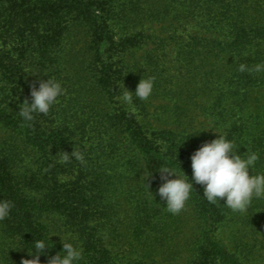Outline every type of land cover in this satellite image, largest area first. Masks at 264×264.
Wrapping results in <instances>:
<instances>
[{"label":"trees","instance_id":"obj_1","mask_svg":"<svg viewBox=\"0 0 264 264\" xmlns=\"http://www.w3.org/2000/svg\"><path fill=\"white\" fill-rule=\"evenodd\" d=\"M240 63L249 70L239 71ZM257 64H264V0H0V200L14 205L0 220V264H21L35 239L57 230L86 246L79 264H121L108 236H125L146 257L168 256L161 264H264V197L234 212L209 203L194 184L173 214L149 193L161 184L162 165L179 170L180 162L191 177V154L215 131L241 155L258 153L253 171L264 172ZM44 73L64 94L48 114L24 121L19 104ZM142 77L154 79L150 97L122 102ZM160 99L170 103L158 107ZM166 112L155 126L151 118ZM186 112L205 120L180 121ZM73 150L84 163L62 162ZM184 226L197 228L188 244L175 235ZM224 226L240 234L219 239ZM50 239L54 255L62 243Z\"/></svg>","mask_w":264,"mask_h":264},{"label":"clouds","instance_id":"obj_2","mask_svg":"<svg viewBox=\"0 0 264 264\" xmlns=\"http://www.w3.org/2000/svg\"><path fill=\"white\" fill-rule=\"evenodd\" d=\"M248 70L246 63L239 64V71ZM254 70L264 71V64H257ZM28 73L42 72L29 69ZM47 77V79H41L37 76L38 83L37 81L30 83V99L25 97L19 104L18 114L22 120H33L34 114H48L52 106L58 102V98L64 94L62 83L54 77L48 75ZM153 89L154 79L142 77L134 92L126 89L119 98L131 106L133 94L141 100H146L152 94ZM207 129H213L211 123ZM215 132L218 135L214 139L203 142L191 154V177L182 170L180 162L179 170L162 165L158 170L161 184L155 194L150 192L147 186L154 199L158 196L161 201L165 202L169 212L176 214L184 209L191 198L194 184L202 187V196L209 203L222 202L234 212H245L253 199L264 197V172L253 171L260 159L259 154L247 150L241 155L238 152L239 147L228 138L225 132ZM73 157L81 163L85 162L83 154L77 150L71 153L65 152L61 159L62 162L67 163ZM147 164L143 167L145 179L152 176L146 168ZM250 169L254 174L250 175ZM13 206L9 200H0V220L10 215ZM52 236L35 239L31 244L32 247H28V255L31 258H23L21 264H42L41 256L48 257L46 264H79L83 250L76 243L77 237L72 233H65L63 237L59 236L62 241L61 250L54 255H49L46 250L55 248V244L50 239Z\"/></svg>","mask_w":264,"mask_h":264},{"label":"rangeland","instance_id":"obj_3","mask_svg":"<svg viewBox=\"0 0 264 264\" xmlns=\"http://www.w3.org/2000/svg\"><path fill=\"white\" fill-rule=\"evenodd\" d=\"M148 27L151 26V23L147 24ZM171 52L174 51V49L170 50ZM170 102L169 100H158L156 102V106H161V105H168ZM168 116L169 114L166 112V114L162 115L160 117V119L156 116H153L151 118L152 123L155 126H160L162 124H164L166 122V120H168ZM196 115L193 113H188L186 112L183 116L180 117V121H185V122H190L192 120H197L196 124H199L198 121H204L205 118L203 116L201 117H195ZM195 117V118H194ZM175 117L170 118V120H174ZM175 178V177H172ZM194 224H192L193 226ZM195 229L191 230L189 228V226L187 227H183L182 229H177L175 230V235L177 236V241H182V243H189V239H192L195 235H193L194 233H196L197 228L196 226H194ZM65 233L59 232L58 230L55 231L54 233H52L51 235H53V237L60 243H62L61 241V237L64 236ZM77 237V241L76 243H78V245L82 248V250L84 251V248H86V246L83 245V243L80 241L79 236L76 233H72ZM240 233H234V230L230 227H222L219 231V233H217V237L219 239H222L224 241H231L232 237H236L237 235H239ZM242 235V233H241ZM240 235V236H241ZM244 236V235H243ZM188 240V241H187ZM187 241V242H186ZM108 244H109V248L112 250H115L114 254L120 255V263L121 264H161L160 262H167L165 261V259H167L168 256H162L161 254L158 256L155 254H151L148 257H146V253L142 251V247L139 246L137 247V244H133V242H131V240L129 241L128 238L121 237L118 240H113L112 238H110V236H108ZM191 242V241H190ZM121 248V249H120ZM120 249V251H119ZM184 249V248H183ZM86 253H83V258L86 259ZM23 258L25 257V254L22 255L21 257H19V259L22 261ZM92 264V263H90Z\"/></svg>","mask_w":264,"mask_h":264}]
</instances>
